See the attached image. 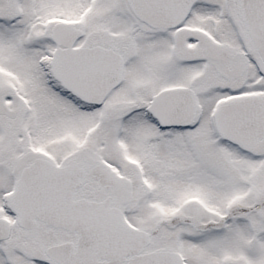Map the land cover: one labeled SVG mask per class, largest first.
I'll return each mask as SVG.
<instances>
[{
    "label": "snow or ice",
    "instance_id": "6c2138e0",
    "mask_svg": "<svg viewBox=\"0 0 264 264\" xmlns=\"http://www.w3.org/2000/svg\"><path fill=\"white\" fill-rule=\"evenodd\" d=\"M0 264H264V0H0Z\"/></svg>",
    "mask_w": 264,
    "mask_h": 264
}]
</instances>
